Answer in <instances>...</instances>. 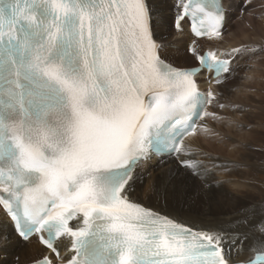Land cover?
<instances>
[{
  "label": "snow or ice",
  "instance_id": "obj_1",
  "mask_svg": "<svg viewBox=\"0 0 264 264\" xmlns=\"http://www.w3.org/2000/svg\"><path fill=\"white\" fill-rule=\"evenodd\" d=\"M177 7L178 29L192 16L197 36L222 38V0ZM243 10L255 11L252 0ZM154 16L152 0H0V206L16 236L50 250L39 264H63L64 236L66 264H231L221 232L193 230L130 193L150 151L188 155L187 137L211 133L198 121L225 119L208 111L216 95L200 91L198 75L223 83L235 57L256 49L192 47L199 66L178 68L163 59ZM257 228L264 233V223ZM246 239L238 233L229 252ZM13 241L0 235V264H19ZM250 264H264V254Z\"/></svg>",
  "mask_w": 264,
  "mask_h": 264
},
{
  "label": "bare ground",
  "instance_id": "obj_2",
  "mask_svg": "<svg viewBox=\"0 0 264 264\" xmlns=\"http://www.w3.org/2000/svg\"><path fill=\"white\" fill-rule=\"evenodd\" d=\"M255 1L257 0H252V3L254 4ZM181 2L182 0H152L155 12V36L164 44L163 59H166L165 55L167 54L184 58L185 62L181 63L185 65L182 66L175 64V60H168L175 67L192 68L197 66L194 55L190 51L192 47H195L198 52L206 49L216 51L218 55L242 46L256 49L255 52H242L237 55L231 65L235 70L232 78L225 81L216 90L208 89L216 95V99L208 106V111L215 113L217 107L213 105L222 100L219 92L232 89L235 85L239 88L240 83L237 82V78L242 72L240 65L247 67V62L250 61L255 64L253 73L250 71L245 75L244 78L247 80L251 74L260 75L259 72L257 73L259 68L261 69L260 73L264 72V53L259 52V49L264 48V5L254 12H247L243 10L244 0H222L223 6L229 8L226 12V26L223 29L222 38L211 40L207 38L193 43L188 33L179 34L175 30V20L181 11L177 5ZM171 38L176 41V44L171 45ZM184 43L186 48L183 53L173 52L180 51V46L181 44L185 45ZM221 58L226 57L221 56ZM174 59L177 61V58ZM261 76L263 80L264 73H261ZM256 77L255 82L250 83L251 87L248 83L251 81H247L248 84L245 83L248 86L243 85L244 88L250 89H247L246 93H244L245 90L243 93L236 91L234 95L229 93L224 98L223 114L225 119L231 120L230 122L224 124V121L219 123L214 120L213 123L210 120L212 117H205L199 125H207L211 130L208 135H213L207 138V135L199 131L196 136L187 137L184 143L190 149V154H181L179 158H176V161L169 158L166 161L152 164L141 163L137 167V172L143 176V183L138 181L130 193V199L134 202L186 227L196 231L221 232L225 241V255L231 256V264H250L256 255L264 254V233H261L257 228L264 219V201H261L260 204L256 202L264 192V181L259 178L264 170V164H262L264 155L250 150L245 151L247 150L245 145L249 148L252 136H254L252 134H255L259 124L257 123V126L252 124L250 132L244 133L241 129L243 124L255 123L251 120L253 115L250 116L247 109L254 108L252 111H255L256 105L264 107L262 93L257 94L263 88L262 80H256ZM199 82L203 83L204 80L201 78ZM204 89L205 83L200 85V90ZM255 97L258 98L257 101H255ZM210 122L213 124L210 125ZM225 125H231L227 127L232 129H225ZM199 137L204 138V141H198V149L205 151L204 156L208 155L212 158L203 159V155L199 154L201 151L199 152L196 148ZM213 141L217 145L211 143ZM233 143H235L233 147L236 148L232 147ZM241 145L243 152L239 148ZM253 156L258 158L255 162L252 161ZM229 158L238 161L240 165H231L230 163L233 161ZM182 161H191L197 165V168L194 170L186 167ZM229 161L231 162L229 163ZM75 222H81V220L77 218ZM5 232L11 233L14 238L10 254L14 253L15 256H18V253H22L19 264H32L41 257L49 255L35 240L25 243L20 241L0 208V235ZM238 233L247 236L242 251L236 250L239 245H233L229 252V244ZM29 243L33 246H30ZM56 246L66 263L67 259L73 255L69 251L71 238L62 237ZM33 249H36V252L35 250L33 252ZM25 251L29 253L32 251L30 254L41 257L28 261Z\"/></svg>",
  "mask_w": 264,
  "mask_h": 264
},
{
  "label": "rangeland",
  "instance_id": "obj_3",
  "mask_svg": "<svg viewBox=\"0 0 264 264\" xmlns=\"http://www.w3.org/2000/svg\"><path fill=\"white\" fill-rule=\"evenodd\" d=\"M259 0H257V1H255L254 2V5H255V10H257L259 7H261L262 5H264V0H260L259 2H258ZM235 20L237 19V18H234ZM174 44H176V41L173 39V38H171V45H174ZM185 44V43H184ZM181 50L180 51H173V52H178V53H183L184 51H185V48H186V44L185 45H183L182 46V44H181ZM166 56V59L167 60H175L174 61V63L175 64H177V65H185V64H183V63H181V62H183L184 61V58L183 57H177V56H175V55H169V54H167V55H165ZM172 56V57H171ZM168 57V58H167ZM172 58V59H171ZM174 58H177V61H176V59H174ZM183 58V59H182ZM185 62V61H184ZM254 66H255V64L252 62V61H250V62H247V67H244V65L242 66V65H240V67H241V74L239 75V77L237 78V82H239L240 83V85H239V88H237V86L235 85V86H233V88L232 89H228V90H226V91H223V92H219V96L221 95V97H222V100L221 101H219V102H216L215 103V105H213L214 107H217V108H215V113L218 115V116H220V117H224L225 118V116H224V107H225V101H224V98L229 94V93H231L232 95H234L235 93H236V91H238L239 93H243V90H245L244 91V93H246L248 90L247 89H249L248 87H245L244 88V84L245 83H247V81H251V82H248L249 84L250 83H254L255 82V76H257L256 77V80H258V79H260L259 81H261L262 79V76H261V73H264V72H261L260 73V68H259V70H257V73L259 72V74L260 75H255V74H251V77L249 78V80H247V78H244L245 77V75L247 74V73H250V71H252V73H253V69H254ZM264 68V67H263ZM243 75V76H242ZM241 76V77H240ZM247 83V84H248ZM262 90L259 92L258 90V92H257V94L258 93H262L261 94V96L264 98V79L262 80ZM242 84V85H241ZM247 84H245V86H248ZM251 85L252 84H250V87H251ZM250 90V89H249ZM231 95V96H232ZM252 95H254V94H252ZM234 97V96H233ZM260 98V97H259ZM255 99V101H257L256 99H258L257 97H255L254 98ZM260 100V99H259ZM220 105H224V107L222 108V107H220ZM255 108H256V110L255 111H252V110H254V108H252V110L251 109H247V111L248 112H250V116L251 115H253V117L251 118V120L252 121H254L255 123H250V124H243V127L241 128L242 129V132H244V133H246V132H250V130H251V127L250 126H253V125H255V126H257L258 124V128H257V130L255 131V134H252V135H254V136H252V142H251V144L249 145V148H251V149H249V148H247V145H245V147H246V149L247 150H245V151H248V150H250L251 152H257V153H261V154H263L264 155V113H262V111H264V107L261 105V107L260 106H258V105H256L255 106ZM257 111V112H256ZM255 118V119H254ZM211 120V122H215L214 120H213V118H211L210 119ZM223 121H224V124H226L227 122H230L231 120H229V119H223V120H217L216 122H219V123H223ZM209 123L210 125H212L213 123ZM258 123V124H257ZM239 124V123H238ZM253 124V125H252ZM226 126V128L225 129H229V130H231L232 128H229V127H227V126H231V125H225ZM224 126V127H225ZM253 130V129H252ZM263 131V132H262ZM231 134H232V132H231ZM213 134H211L210 136L209 135H207V138L208 137H211ZM239 138V137H238ZM251 140V139H250ZM198 141H204V138H201V137H199L198 139H197V142H196V148L198 149ZM211 143H213V144H215V145H217V143L216 142H211ZM241 143H243L242 141H241ZM233 146H235V143H233V145H232V147ZM242 146V145H241ZM239 147L240 148V151L241 152H243V146L242 147ZM233 148H236V147H233ZM199 150V149H198ZM201 150H199V152H200ZM204 150H202L199 154H201V156H202V158L203 159H210V158H212L211 156H208V155H205L204 156ZM253 155V154H252ZM231 161H233V162H237V163H233V162H231V161H229V163L231 164V165H233V164H235V165H238L239 164V162L238 161H235L233 158H229ZM258 158L257 157H255V156H253L252 157V161H256ZM264 161L262 160V164H264L263 163ZM240 165V164H239ZM259 178H260V180H262V181H264V170H263V173L259 176ZM263 193V195L262 196H260V198L256 201V202H259V204H260V202L261 201H264V192H262ZM261 223H264V219H263V221L261 222ZM27 244V243H26ZM29 245L30 246H33L31 243H29ZM34 250H35V252H36V249H33L32 251L34 252ZM32 251L30 252V253H32ZM39 251V250H38ZM29 252H27V251H25V254H26V258L28 259V261H32V259H35L36 260V258H38V257H41V256H33L32 254H30ZM18 256H19V262H20V258H22V253H18Z\"/></svg>",
  "mask_w": 264,
  "mask_h": 264
}]
</instances>
